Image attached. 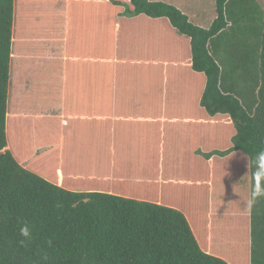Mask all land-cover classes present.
I'll list each match as a JSON object with an SVG mask.
<instances>
[{"label":"trees","instance_id":"1","mask_svg":"<svg viewBox=\"0 0 264 264\" xmlns=\"http://www.w3.org/2000/svg\"><path fill=\"white\" fill-rule=\"evenodd\" d=\"M138 68L144 102L77 86L127 91ZM68 111L72 154L127 153L63 154ZM261 146L264 0H0V264H264V199L244 204Z\"/></svg>","mask_w":264,"mask_h":264},{"label":"crops","instance_id":"2","mask_svg":"<svg viewBox=\"0 0 264 264\" xmlns=\"http://www.w3.org/2000/svg\"><path fill=\"white\" fill-rule=\"evenodd\" d=\"M139 75L141 76L142 74V78H138V77H134L131 81L128 82V89L127 91H123V87L120 86L119 81H107L103 78H99L98 83H96L95 78L90 77L88 72H84L82 73V78L81 81L78 83L77 86H79V84H85L86 86L89 85L88 87V91L89 93V97L88 99H96L98 97V95H96V91H95V85L99 86L101 88V97L106 98L107 102H116L117 100L120 99H125V97H127V99L132 98L133 96H135L138 100H141L140 102H144L143 99H147V97L145 96V93L147 92V89L145 88L146 86V75H148V73L143 74V72L141 71V69H139ZM90 77V78H89ZM93 90V91H92ZM130 90V91H129ZM131 100V99H130ZM103 101V98L100 100V102H106ZM129 100H127L128 102ZM133 101V100H132ZM65 102V101H64ZM63 104V102H57V106H61ZM93 106L91 105H85L83 106V108H85L84 110V116L86 117V119H84V124L82 123V125H86L85 123L89 121V125L94 124V126H98V125H105V128L108 130L109 127V115L105 112H95L92 109ZM97 110V109H96ZM82 113L84 111H81ZM66 117H64V121L62 122L61 126H58L57 128V139L59 142V147L62 149V153L63 154H67V155H71V156H84L85 157V161L89 160L91 158V156L93 154L96 155H100L103 154L106 157H110L114 158L115 154H126V150H122L120 147H118L115 144H110V146H108V148H106V150H102V148L99 147H91L88 146L87 150L84 152H75L74 154H72L73 150H70L69 146L71 144H80L77 141V138H80L83 135V128L82 125H80L79 121L80 120V113L78 115L76 111L73 112H64L63 113ZM76 115V116H75ZM68 116V117H67ZM70 117H75V120H72ZM96 120L94 123L90 122V121H94ZM98 121V122H97ZM101 122V124L99 123ZM52 125H55L54 121H51ZM104 123V124H102ZM96 130V129H95ZM43 133L45 134H49L50 131L48 130H43ZM143 154H147L146 156H144ZM140 156H143L144 159L143 160H139V167L138 170L139 171H145V172H150L152 174V172H156L155 169L151 167H148L147 163L149 162V153H142ZM113 159H111L110 161L112 162ZM84 161V162H85ZM76 162H81L79 159H76L73 162V165L76 164ZM114 169V165L112 167V169L110 168V170Z\"/></svg>","mask_w":264,"mask_h":264},{"label":"clouds","instance_id":"3","mask_svg":"<svg viewBox=\"0 0 264 264\" xmlns=\"http://www.w3.org/2000/svg\"><path fill=\"white\" fill-rule=\"evenodd\" d=\"M249 171H251L252 187L250 196L244 201L246 209L251 212L253 206L260 200L264 199V146H261L255 155L244 154ZM19 233L25 238H31V228L28 223H21ZM21 244L24 241H20Z\"/></svg>","mask_w":264,"mask_h":264},{"label":"rangeland","instance_id":"4","mask_svg":"<svg viewBox=\"0 0 264 264\" xmlns=\"http://www.w3.org/2000/svg\"><path fill=\"white\" fill-rule=\"evenodd\" d=\"M29 55H31V56H34L35 55V53L34 52H31ZM12 71V76H13V69L11 70ZM13 81V80H12ZM11 89V88H10ZM26 96V95H25ZM26 97H29V96H26ZM30 99H31V97H29ZM28 99V98H27ZM29 102V101H28ZM30 102H32V101H30ZM59 113V112H58ZM62 113V112H61ZM62 116H63V113H62ZM69 118H71L72 120H75L73 117H69ZM55 122V121H54ZM7 148H10V147H7ZM39 151H41V152H44V151H42V149H40ZM40 152V153H41ZM219 221H224V219H219Z\"/></svg>","mask_w":264,"mask_h":264}]
</instances>
